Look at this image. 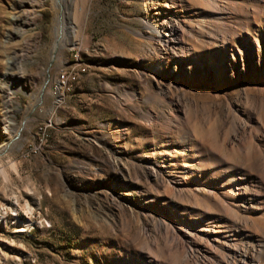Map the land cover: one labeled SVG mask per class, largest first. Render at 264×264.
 Wrapping results in <instances>:
<instances>
[{"label": "rangeland", "instance_id": "1", "mask_svg": "<svg viewBox=\"0 0 264 264\" xmlns=\"http://www.w3.org/2000/svg\"><path fill=\"white\" fill-rule=\"evenodd\" d=\"M0 171V264H264V0H0Z\"/></svg>", "mask_w": 264, "mask_h": 264}, {"label": "bare ground", "instance_id": "2", "mask_svg": "<svg viewBox=\"0 0 264 264\" xmlns=\"http://www.w3.org/2000/svg\"><path fill=\"white\" fill-rule=\"evenodd\" d=\"M158 40L160 41H175V32L172 29H162L158 32ZM162 43V42H161ZM166 44V43H165ZM0 174L3 175V172L0 171ZM4 176V175H3ZM248 253V252H247ZM250 255L244 256L243 264H255L253 255H259V250L252 249L250 250ZM256 254V255H255ZM247 255V254H246Z\"/></svg>", "mask_w": 264, "mask_h": 264}, {"label": "built area", "instance_id": "3", "mask_svg": "<svg viewBox=\"0 0 264 264\" xmlns=\"http://www.w3.org/2000/svg\"><path fill=\"white\" fill-rule=\"evenodd\" d=\"M58 75H60V73Z\"/></svg>", "mask_w": 264, "mask_h": 264}]
</instances>
